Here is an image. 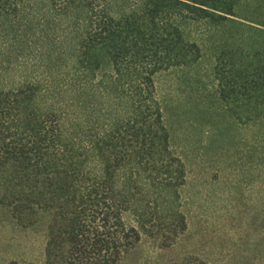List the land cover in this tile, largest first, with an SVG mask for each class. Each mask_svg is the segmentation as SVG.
<instances>
[{
	"label": "trees",
	"instance_id": "16d2710c",
	"mask_svg": "<svg viewBox=\"0 0 264 264\" xmlns=\"http://www.w3.org/2000/svg\"><path fill=\"white\" fill-rule=\"evenodd\" d=\"M50 1L61 12L82 11L75 25L78 35L69 45L74 61L63 76V85L79 90V96L60 97L57 108L27 109L20 103L36 88L35 81L47 83L51 76L34 74L14 85L0 81V166L11 169L17 186L5 205L18 226L26 225L22 214L34 213V206L50 211L43 264H119L133 252L140 233L164 247L183 228L182 215L168 207L183 164L168 146L153 72L172 56L197 50L183 34L187 19L232 22L241 30L239 49L252 42L247 39H264V22L236 14L230 0ZM97 54L109 68L97 90L104 105L91 106V117L81 93L98 66ZM249 75L237 85L264 87V65ZM136 185L146 202L149 189L150 197L163 194V205L145 202L138 228L121 217L131 207Z\"/></svg>",
	"mask_w": 264,
	"mask_h": 264
},
{
	"label": "rangeland",
	"instance_id": "374dc122",
	"mask_svg": "<svg viewBox=\"0 0 264 264\" xmlns=\"http://www.w3.org/2000/svg\"><path fill=\"white\" fill-rule=\"evenodd\" d=\"M230 1L236 14L264 22V0ZM81 12L79 7L61 12L50 0H0V81L14 85L34 74L51 76L49 84L35 81L36 88L20 103L23 108H57L60 97L79 96V90L63 85V76L74 61L69 45L78 35ZM183 31L197 50L172 56L151 76L169 149L183 164L168 203L182 215L183 228L164 247L154 236L140 233L133 252L119 264L264 262V87L237 85L264 65L263 36L247 39L252 42L243 45L248 46L244 51L238 45L240 28L227 20L205 24L187 19ZM97 55L98 66L81 93L91 117V106L104 105L97 90L109 68ZM4 168L0 166V195L6 192L0 204V264H43L51 213L34 206V213L22 214L26 225H15L5 204L17 186L11 169ZM150 192L145 197H154L153 202H146L140 187L131 189V207L121 212L125 224L138 228L145 202L163 205V194L150 197Z\"/></svg>",
	"mask_w": 264,
	"mask_h": 264
}]
</instances>
